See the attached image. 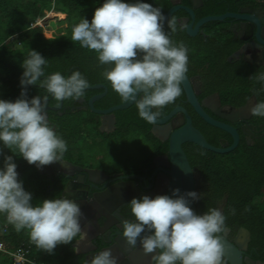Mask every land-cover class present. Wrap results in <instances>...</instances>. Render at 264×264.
<instances>
[{
  "label": "clouds",
  "instance_id": "9594fccd",
  "mask_svg": "<svg viewBox=\"0 0 264 264\" xmlns=\"http://www.w3.org/2000/svg\"><path fill=\"white\" fill-rule=\"evenodd\" d=\"M165 15L152 4L136 0H105L96 8L91 22L83 18L72 28L71 40L98 54L103 73L122 102L134 101L140 118L156 124L160 111L182 94L181 84L188 72V49L181 41L175 44L165 32ZM171 32L177 31L175 17L167 18ZM38 51L30 50L23 60L20 78L21 97L14 102L0 99V142L5 148L18 150L29 165L37 168L61 163L67 143L49 125L46 106L48 96L27 99L28 86H39L57 102L79 99L90 85L79 71L65 78L60 72L45 77L48 64ZM45 77L44 79H41ZM252 78V77H250ZM264 82V73L255 75ZM256 91L255 89L253 90ZM137 93H140L137 98ZM251 115L264 117V102L250 109ZM0 155H3L0 151ZM13 156H4L0 170V213L16 231L29 230L32 243L41 251L53 254L58 245H68L84 232V216L73 199H45L33 206L32 194L18 179ZM147 195L130 202L134 221L123 220L122 236L135 249L138 238L144 254L155 253L153 264H227L224 233L226 217L218 208L197 215L189 206L200 197L196 192L179 195ZM233 214L235 209L231 210ZM149 233L141 237L142 233ZM110 250L96 254L89 264H117Z\"/></svg>",
  "mask_w": 264,
  "mask_h": 264
},
{
  "label": "trees",
  "instance_id": "16d2710c",
  "mask_svg": "<svg viewBox=\"0 0 264 264\" xmlns=\"http://www.w3.org/2000/svg\"><path fill=\"white\" fill-rule=\"evenodd\" d=\"M171 1L141 0V2L160 8L163 13L172 6ZM104 2L105 0H0V99L14 102L21 97L20 78L24 71L22 62L28 58L32 49L38 51L49 61L44 71L61 74L79 71L89 83L102 82L107 85L108 105L123 103L103 75L110 66L101 65L97 53L71 40L73 26L83 18L91 22L94 11ZM123 2L135 3L136 0H123ZM181 3L192 6V0H181ZM245 7L264 9V0H203V5L195 9L196 20L206 15H220L227 11L239 12ZM50 10L64 13L67 25L64 33L46 37L43 35L44 23L42 26H34V23L38 18H43L42 22H45L46 12ZM184 14L185 12L180 9L171 16L177 20L176 32H171L167 22L164 24V29L175 44L178 45L182 41L186 45L188 49L187 75L202 76L205 85L204 95L217 91L224 103L234 106L243 105L252 94L257 96L259 102H264V82L255 79L256 74L263 72L245 70L250 67H244L245 77L241 79L239 86H236L237 75L235 73L232 76L234 70L231 71L233 65L226 62V56L234 46L231 45L228 48L225 45L226 23L223 21L207 22L204 24V32L208 34L207 38L200 36L194 41L195 39L189 37L179 26L178 19ZM13 37H16V46H13L11 41L8 42ZM208 40L214 42L211 47L201 46V43ZM205 54H210L211 57L208 58ZM212 56L217 64H209ZM241 71L237 72L241 74ZM229 79L234 83H229ZM230 84L233 85L230 86ZM33 91H37V88L28 86V98L31 95L32 97L43 96L41 92L34 95ZM182 98H185L183 89L182 94L175 102L168 105L167 110L179 105ZM186 107L193 115H196L190 106ZM118 112L120 114L117 117V133L128 134L133 129H137L150 140L154 139L150 132L151 124L140 118L135 103ZM80 116L82 114L79 112L71 114L70 117L56 116L54 131L69 144L71 150L75 149L74 145L83 131L78 123L82 125L87 123L82 121ZM261 119L264 120V117ZM193 122L210 144L221 146L224 140L231 142L227 132L206 123L197 115ZM184 148L191 167L197 168L206 182L197 200L202 215L209 208H214L224 194H228L222 212L226 217V227L232 231L240 227L248 229L251 233L249 250L255 253V258L264 261V139H256L251 145L242 139L238 147L228 153H215L194 143H186ZM0 151L3 153L0 155V170L4 167V156H13L17 165L18 179L22 181L25 191L32 194L33 206L41 205L45 199H53L47 193L45 182H41L44 177L38 173L34 165H29L19 156L18 150L5 148L0 142ZM232 209H235L234 214ZM76 237L68 245H58L53 254H49L41 251L32 243L28 229L16 231L15 227L7 222L6 213H0V246L9 251L16 250L20 246L26 247L29 250L27 256L36 264H87L83 256H78L77 261L74 259L76 255L72 244ZM0 264L14 263L8 253L0 251Z\"/></svg>",
  "mask_w": 264,
  "mask_h": 264
},
{
  "label": "flooded vegetation",
  "instance_id": "af4514ba",
  "mask_svg": "<svg viewBox=\"0 0 264 264\" xmlns=\"http://www.w3.org/2000/svg\"><path fill=\"white\" fill-rule=\"evenodd\" d=\"M183 11L185 12V14L178 19V22L180 28L185 31V27L187 24H183L182 22L183 18L188 16V13L185 10ZM239 12L258 17L260 20V24L254 25L248 20H234L230 18L223 21L226 23L224 29L227 35L225 45H227L228 48H230L231 45H234L233 50L226 56V62L233 65L231 66V71L234 70L232 76H234L235 73L237 75L235 81L236 86H239V84L242 82L241 79L245 77V71L243 72L244 67H250L249 69L245 70H257L264 73V9L260 7H245L240 9ZM196 21L197 20L195 15V22ZM200 36L203 38H207L208 36V34L204 32V25L200 27V30L195 35L189 37H193L195 39L194 41H196L197 38H200ZM208 41H206L205 43H201V46L204 45L211 47V45L214 44L213 41ZM205 55H207L208 58L211 57L210 54ZM213 61L214 56L209 59V64H217L216 61ZM238 70H242L241 74L237 72ZM53 73L54 71L46 70L45 77ZM71 74L72 71L63 72L62 75L67 78ZM45 77H42L41 79H44ZM189 77H192V83L199 87L200 94L197 95L198 99L202 100L204 97H206V99L209 100L211 106H213L216 111L222 109L227 110L230 106H234L229 103H224L217 91L211 92L210 94H207L205 96V85L202 76L196 74ZM229 83H234V81L229 79ZM89 85L90 86L86 90H84V95L79 99L70 98L62 102H57L50 94L46 92L45 89L39 88L38 85L34 86L37 88V91H33V93L34 95H37L39 92H41L43 93V96L41 97H44L45 95L48 96L46 114L49 125L54 130L56 128V116L70 117L71 114L79 112V114H82V116H80L82 121L84 120L87 122L86 124L91 125L94 129L93 132L97 134V136H95L94 138L91 132L82 131L81 136L79 134V140H82V137L88 138V142H92V140L95 139L98 143L100 142L105 146H108V150H110V148H112L116 142L114 136L117 133V117L120 114L118 111L122 109L106 113L100 112L107 110L117 104H107L106 96L108 94V87L105 83L95 82L93 84L89 83ZM231 85L233 84H230V86ZM92 86H94V88ZM98 95L101 96L93 100L92 108L89 104V101L92 97H96ZM31 98H33L32 95L29 98L27 96V99L31 100ZM257 102H259L258 98ZM168 105L159 110V119L166 117L173 108L177 106H183L191 115L192 124L194 125L193 120L197 114L193 110L196 114L193 115L188 110L186 106L190 105L186 102V98H182L179 105H176L169 110H167ZM97 110L99 112H97ZM205 111L213 118L226 123H230L232 126H234L239 133L240 142L242 139H244L249 145H251L256 139H264V120L261 119L262 117L252 115L249 119L238 118L231 123L230 121L218 116L214 111H211L209 109H205ZM113 119L114 122L112 123ZM179 123L180 117L173 115L165 123H158L156 125L151 124L150 132L154 137L153 140L149 139L148 141L151 142V151H149V145L147 147H144L141 152H146L147 154L146 156H144L143 160L137 161L135 165H126L122 168H116L113 164L109 163L110 161H108V158L106 157V154L104 152L102 153L101 151H98L97 153L92 152V154L86 153L88 152L87 148H85L86 151L77 150V156L75 157V149L71 150V147L68 143V150L64 153L62 162H70L74 166V169L71 173L67 174L62 172L61 169H59V166L61 164L59 162L53 163L48 166H43L42 168H37L34 165L38 173L42 177H44L41 182H45L44 185L47 187V193L53 199H62L64 197L73 199L80 206L81 211L84 214V216L80 220L81 229L85 233L83 237L94 236L92 242L95 245V249L87 254H76L74 249V253L76 255V257L74 258L75 261L78 260V256H83L86 263L89 264V261L93 256L101 251L110 250L113 256L118 258L117 264L129 263V251L132 252L133 249L130 248L127 249V251H125L124 249L126 241L122 236L123 229L121 222L123 220H135V217L131 214L130 207V202L133 198L140 199L144 195L153 198L151 193H153L155 197L157 195H160L159 192L162 191L161 185L159 186L158 192L154 190L155 188L152 186L153 181L157 179V176L161 173L160 166L155 164L153 162V159L155 157H161L168 153V139H165V136L163 135L164 132L160 131V129L162 128V130H165V128H168L170 132L173 131L174 126L178 125ZM154 128H156L157 132H153ZM227 134L230 136L231 142L229 143L228 140H224L221 142V146L232 143L231 135L228 132ZM165 143L167 144L166 149ZM186 143L182 145L183 148ZM124 144L125 143H121V146H124ZM148 151L150 153H148ZM150 154H152L151 157ZM193 169L196 178L200 181L196 186V190L198 191L199 196L201 195L202 188L205 186L206 182L204 181L200 171L197 168ZM132 176H137L138 179H133ZM135 182L137 183L138 187H140V190L138 192H136L133 186V183ZM162 182L163 181H161L160 183ZM150 186L152 187L149 188ZM132 192L135 196L129 198V194L132 195ZM200 215H202V213H200ZM228 229L229 228L226 227V231L223 235L229 239H232L235 231H232L231 229L228 231ZM80 238L81 236L78 235L73 244L79 241ZM81 240H84V238H81ZM249 246L250 242L248 244L247 250L243 253V256L246 258L245 264H264V261L254 257L255 253L249 250Z\"/></svg>",
  "mask_w": 264,
  "mask_h": 264
},
{
  "label": "water",
  "instance_id": "95a60500",
  "mask_svg": "<svg viewBox=\"0 0 264 264\" xmlns=\"http://www.w3.org/2000/svg\"><path fill=\"white\" fill-rule=\"evenodd\" d=\"M172 6L164 13L166 19L164 24L167 22V18H170L176 11L183 9L188 13V16L183 18V24H187L185 27L186 34L189 36L195 35L200 27L210 21H219L222 22L225 19H234V20H248L252 22L254 25H259L260 20L258 17L254 15H249L246 13L240 12H231L227 11L220 15H207L203 16L195 22V13L194 9L201 7L203 5V0H192V7H188L181 4V0H172ZM261 15V14H260ZM259 15V16H260ZM258 35V33H257ZM264 58V56H263ZM193 78L189 77L186 74L185 80L182 82L181 86L185 94L186 102L192 107L195 113L201 117L206 123L222 129L228 132L232 137V143L224 146H215L210 144L203 133L196 128L192 124V117L187 111V109L183 106H177L173 108L170 113L161 119H158L156 124L165 123L171 116L175 115L180 117V123L174 126V130L170 131L168 128L165 130L160 129V131L164 132L165 139H168V153L161 157H155L153 162L160 166L161 173L157 176V179L153 181V187L158 192L159 186L161 185L162 191L159 192L160 195H168L171 198H176L173 196V190L179 189V195H184L187 192H196L198 195V191L196 190V186L199 184V180L196 178L194 174V169L191 167L190 162L188 160L187 154L183 148V144L186 142L194 143L204 149L213 151L215 153H228L235 150L238 147L240 142V136L237 129L232 126L230 123H226L220 120H217L210 116L205 109H209L214 111L218 116L223 119L230 121L231 123L237 120L238 118L249 119L252 115L250 109L256 104L257 98L255 95L250 96L245 104L240 107L230 106L227 110H219L211 106L206 97L202 100H199L197 95L200 94L199 87L192 83ZM94 88V86H92ZM98 87V86H95ZM140 93H137V98ZM101 95L96 97H92L89 101V104L93 108L92 102L94 99L99 98ZM134 101L123 102L117 105L110 107L107 110L100 112H113L118 109H125L130 107ZM154 111H159L158 109H154ZM97 112H99L97 110ZM114 119L112 120V123ZM154 124V125H156ZM157 128V127H156ZM156 128H154L153 132H157ZM74 166L70 162H62L60 164L59 169H61L64 173H71ZM167 168V169H164ZM133 179H138L137 176H132ZM161 180H159V179ZM91 179V177H90ZM92 181V180H91ZM163 181L162 183H160ZM94 182V181H93ZM121 185V184H120ZM133 186L138 192L140 187H138L137 183H133ZM150 186L149 188H151ZM129 194V198H132L134 193ZM152 194L153 199L155 198L154 194ZM189 200V206L192 210L200 215L201 211L199 206L197 205V200H193L191 197H186ZM228 199V194H224L223 198L218 201L214 208H218L223 212L224 206ZM230 228L228 229V231ZM149 233L145 232L141 234V237L144 235H148ZM94 236L83 237L84 240L79 239V241L73 244L76 254H87L95 249V245L92 242ZM225 239L223 241L225 246V260L229 264H245L246 258L243 256V253L247 250L248 244L251 241V233L248 229L244 227L238 228L232 239L224 236ZM82 238V239H83ZM81 240V241H80ZM125 251L130 249L127 244L124 247ZM155 253L144 254L143 248L140 244V239L137 240L136 248L130 252L129 251V263L130 264H152V256ZM128 261V260H127ZM126 263V264H129Z\"/></svg>",
  "mask_w": 264,
  "mask_h": 264
},
{
  "label": "rangeland",
  "instance_id": "374dc122",
  "mask_svg": "<svg viewBox=\"0 0 264 264\" xmlns=\"http://www.w3.org/2000/svg\"><path fill=\"white\" fill-rule=\"evenodd\" d=\"M59 12L50 10L46 12L47 20L44 23L43 27V35L46 37H51L53 35H58L60 33H64L66 30L67 20L64 18L66 15L58 14ZM12 42L13 46H16V37L11 38L8 42ZM19 46V45H17ZM79 118V117H78ZM83 132H91L92 136L95 138L97 134L93 131V128L89 124L82 125L78 123ZM82 140L77 139L75 143V157L77 156V150L86 151V153H97L98 151L104 152L106 157L108 158L109 163L113 164L116 168H122L126 165H135L137 161L143 160L144 156H146V152H141L144 147L149 145V151L151 142L149 138L145 134H142L141 131L137 129H133L128 134H124L122 132L116 133L114 139H116L115 145L109 149L108 146H105L103 143H98L95 139L92 142H88V138L82 137ZM79 142V143H78ZM121 143H125L124 146H121ZM81 148V149H78ZM148 151V153H150ZM85 153V152H84ZM127 160V161H126ZM60 246V245H59Z\"/></svg>",
  "mask_w": 264,
  "mask_h": 264
},
{
  "label": "built area",
  "instance_id": "2783aa9c",
  "mask_svg": "<svg viewBox=\"0 0 264 264\" xmlns=\"http://www.w3.org/2000/svg\"><path fill=\"white\" fill-rule=\"evenodd\" d=\"M42 21H43V18H38L36 20V22L34 23V26H42L43 25ZM6 219H7V214H6ZM7 222H8V220H7ZM6 228H7V224L5 225V230H6ZM0 251H4V252L8 253L12 257L14 264H26V263L36 264V262L31 260L27 256L29 250H28V248H26L24 246H20L16 250H13V251L6 250L0 246Z\"/></svg>",
  "mask_w": 264,
  "mask_h": 264
},
{
  "label": "bare ground",
  "instance_id": "6f19581e",
  "mask_svg": "<svg viewBox=\"0 0 264 264\" xmlns=\"http://www.w3.org/2000/svg\"><path fill=\"white\" fill-rule=\"evenodd\" d=\"M58 14H63V13H60V12H59Z\"/></svg>",
  "mask_w": 264,
  "mask_h": 264
}]
</instances>
